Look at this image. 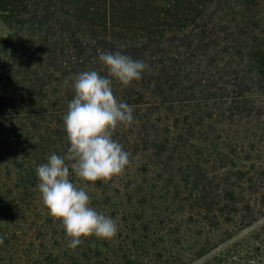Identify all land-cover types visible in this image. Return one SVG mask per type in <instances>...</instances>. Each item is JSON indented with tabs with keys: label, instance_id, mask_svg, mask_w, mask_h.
Instances as JSON below:
<instances>
[{
	"label": "trees",
	"instance_id": "trees-1",
	"mask_svg": "<svg viewBox=\"0 0 264 264\" xmlns=\"http://www.w3.org/2000/svg\"><path fill=\"white\" fill-rule=\"evenodd\" d=\"M262 6L264 0H0V11L16 22L0 43V264H114L102 255L113 238L89 236L69 248L36 187V167L67 152L63 116L72 78L88 70L108 75L115 98L134 109L131 126L113 129L129 165L94 182L71 177L91 205L119 218L132 244L176 232L190 243L176 258L183 264L245 229L254 251H264V133L252 121L264 106V43L236 37L254 31ZM97 49L148 68L124 86ZM233 157L244 163L230 167Z\"/></svg>",
	"mask_w": 264,
	"mask_h": 264
},
{
	"label": "clouds",
	"instance_id": "clouds-1",
	"mask_svg": "<svg viewBox=\"0 0 264 264\" xmlns=\"http://www.w3.org/2000/svg\"><path fill=\"white\" fill-rule=\"evenodd\" d=\"M98 59L108 74L127 86L142 78L148 65L122 54L97 49ZM73 98L63 116L69 141L65 155L52 153L36 169L37 189L49 215L63 225L69 248H76L82 238H113L119 225L116 220L91 205L90 195L71 177L94 182L120 174L129 165L130 154L113 139L118 125L133 124V106L118 101L112 79L96 70L81 71L72 78ZM67 161H72L71 165Z\"/></svg>",
	"mask_w": 264,
	"mask_h": 264
},
{
	"label": "rangeland",
	"instance_id": "rangeland-1",
	"mask_svg": "<svg viewBox=\"0 0 264 264\" xmlns=\"http://www.w3.org/2000/svg\"><path fill=\"white\" fill-rule=\"evenodd\" d=\"M221 1L223 2L226 0ZM259 9L262 12L258 13L256 19H252L254 31L249 32V30H245L241 32V34H238V30V33H236V37H240V40H244L246 43H250V45L252 39H257L256 42L264 43V6ZM254 11L257 10L254 9ZM15 23L14 20L7 17V14L0 11V43L8 37L10 25H15ZM243 28L244 27H239L240 30ZM237 43V45H241L239 40ZM245 44L243 42L242 45L244 46ZM256 85L260 87V84L256 83ZM260 103L264 105V100ZM263 116L264 106L259 109L257 116H254L252 121L257 130L261 129L264 133ZM219 146L222 147L221 145ZM242 163L244 162L233 157L229 160L228 165L230 167H238ZM166 199H170V197ZM168 203L169 202L164 204L158 203V205L165 207V205H169ZM113 218L118 223L119 230L113 237L114 243L103 250L102 255L105 253L110 255V259L114 264H183V261L176 262V258L177 256H181L182 250H186L190 247V243L185 241L181 242L180 238L176 236V232L164 231V233L167 232L164 237L159 239L153 236L152 242L149 244H142L140 242L132 244L130 242L132 233L127 234L128 229L124 227V223L119 218ZM250 233L251 231L249 229H245L228 238L224 243L213 249H204L200 254L196 255L190 254L187 256V264H264V251H254L255 246L253 248L251 246L252 243L249 238ZM154 241L155 243L153 244ZM239 254L245 258H240L242 256ZM248 255L251 256V260L247 258Z\"/></svg>",
	"mask_w": 264,
	"mask_h": 264
}]
</instances>
